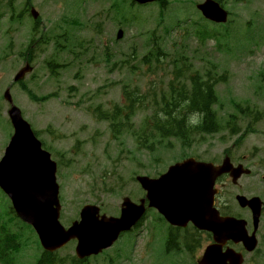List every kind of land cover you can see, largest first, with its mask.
Returning <instances> with one entry per match:
<instances>
[{
    "label": "rangeland",
    "instance_id": "obj_1",
    "mask_svg": "<svg viewBox=\"0 0 264 264\" xmlns=\"http://www.w3.org/2000/svg\"><path fill=\"white\" fill-rule=\"evenodd\" d=\"M178 1L181 3L180 5H170L165 15V22L156 32L157 35L163 36L164 28L168 29L167 27L172 25L171 22L166 24L170 17L176 19L181 9H184V15L187 18L197 20L194 6L200 0ZM185 1L188 2L184 4ZM114 2L115 0H70V2L69 0H33V3L40 10L37 9L40 15L44 17L45 23L40 25L44 33L48 34L57 24L59 26L64 25L70 35L76 32V35H73L75 43L83 45L82 49L74 48L79 58L72 57L68 53H65L64 56L63 53L61 54L60 61L70 64V68L63 70L62 75L57 80H53V77L45 69L47 61H54L53 58L56 54L53 46L50 45L42 53L36 55L35 70L23 82L26 90L14 84L15 75L24 66L19 60L18 54L27 48L30 39L29 33L24 29L16 36H19L18 44L14 47L16 56L9 53L11 58L4 62L6 75L4 82L0 84V104L4 105V114L7 110V104L1 96L4 95L7 88H11L13 99L23 106L24 116L26 113L29 123H32L35 128V132H42V140L47 145H53L54 151L60 153L69 154L73 148L75 149L73 155H68V161H73L72 166L68 170L63 169V179L60 182L63 187L65 206L64 221L67 223L77 216L78 203L87 198L86 192L90 190L91 175L100 176L101 171L106 170L111 173L113 182L124 185L121 187L120 193L110 198L103 197L104 212L115 215L121 204V193L123 195H137L135 185L130 182L132 175L140 171L148 173L157 167L152 159L154 155L138 152L131 139H128L126 144L131 152L121 153L120 146L112 141L108 124L94 120L89 113L88 115L85 112L99 106L108 110L114 104L119 103L125 84L136 81L140 90L144 87L143 80H140L139 77L137 79L135 76L131 77L127 61L130 65L141 68V57L150 48V46L148 47L147 35L156 29L155 19L159 14V9L154 6L142 10L148 18L145 29L139 26L129 28L119 42L116 39L118 30L122 29L120 27L121 19L120 16H116L115 11L111 10L114 7L112 5ZM16 3L18 4V14L23 6V0H18ZM225 3V9L231 13L234 23L239 22V26L232 30L230 51L224 46L217 48L216 42L212 39L201 40L195 36L191 28L187 33L180 34L182 30L172 32L169 35L170 38L160 45L171 53H174L172 47L185 46L189 52L188 55L193 59L195 68L210 69L207 63L211 62L218 66L219 75L228 74V82L218 88L223 105L218 110L219 115L227 120L229 115L235 114L234 103L242 106L250 105L264 113V0H242L241 3L239 1L237 4L234 3V0H226ZM6 4L7 1L5 0L4 13H7V16L2 22L5 33L8 28V19L11 16V11H5ZM64 17L71 21L77 20L84 27L82 29L73 27L75 25L68 27L62 23ZM114 17H119L117 23ZM187 18H182V20ZM128 22H130V16ZM244 28H252L253 34L248 37L244 33ZM243 37L249 39L245 41ZM70 45L72 44L70 43ZM6 46L8 44L2 50L7 48ZM134 51H136L137 56L135 59H131ZM137 72L140 73V70ZM138 73L137 75H139ZM153 79H155V75H152L151 80ZM130 87L132 89L134 86ZM50 94H56V96L44 103L33 102L32 96ZM4 114L0 112V161L4 156L5 148L10 142L12 133L10 123L4 119L6 117ZM146 116L147 113L141 112L134 121L135 125L138 127ZM238 122V125L241 126L244 121L238 120ZM50 126L53 127L55 133L52 137L45 133ZM254 129L255 131L248 134L236 151L232 149L236 159L244 158V156L250 158L258 149V154L254 158L257 176L254 174L253 177H245L240 182L241 190L251 195L256 192L264 194V188L259 189L258 187V176L260 173L264 174V116L254 125ZM223 134L205 137L203 143L194 145L187 154L193 152V155L206 159L220 158L221 154L232 145V141L227 142L223 139L225 137ZM174 145L176 151L182 154L178 144L174 143ZM159 152L165 151L160 150ZM166 152H169L173 158L176 157L174 151ZM169 161L165 163L168 164ZM165 163L162 165L163 169L166 166ZM8 206L9 202L0 190V215L2 222L6 223L12 219V215L6 214ZM19 226L25 227L21 224ZM22 230L25 238L19 240L20 249L24 254L29 253L32 259L33 250L38 246L36 239L29 235L25 229ZM120 243L114 247L113 251L110 253L108 251L109 255H113L112 252L118 249ZM126 243L122 242L121 246L125 248ZM140 243L141 240L135 243L137 250L134 255L131 253L129 259L126 256V249L119 248L118 254H121L124 259L116 257L114 264H170L167 259L159 255L161 250L159 245L155 248L153 262L149 259V254L143 257ZM72 256H74V247L70 245L61 251L59 257L68 260ZM22 259L21 264H28L25 256ZM260 263L254 262L253 264ZM92 264L111 263L110 260L102 259Z\"/></svg>",
    "mask_w": 264,
    "mask_h": 264
},
{
    "label": "water",
    "instance_id": "obj_2",
    "mask_svg": "<svg viewBox=\"0 0 264 264\" xmlns=\"http://www.w3.org/2000/svg\"><path fill=\"white\" fill-rule=\"evenodd\" d=\"M199 9L212 21L226 22L227 20V14L211 1L200 6ZM15 129L16 134L0 164V186L11 198L20 218L35 227L47 250L55 251L70 240L78 238L80 244L77 253L80 258L98 254L101 250L111 246L121 231L128 230L134 224L136 219L133 220V216L136 213H138L137 218L141 216L142 208L135 210L136 207L130 204L126 206L122 219L118 221L103 219L99 222L96 212H89L90 217L85 220V223L83 222L80 226L75 224L73 229L65 232L58 222L59 203L55 164L51 162L50 155L42 151L41 145L35 140L29 127L22 124L18 116L15 120ZM190 168L191 165L172 168L166 181L151 183L148 179H139L144 188L150 192L149 199L152 205L174 223H180L179 214L187 215L186 209L182 211L181 197L196 191L209 190L214 180L209 179L204 182L196 179L189 175ZM241 204L246 206L244 201H241ZM205 205L206 213L214 216L211 196L208 197ZM188 209L194 211L193 213L196 212L193 204H190ZM207 228L216 230L213 225ZM215 233L219 241L234 239L238 236L237 234ZM240 238L243 240L245 237ZM244 242L249 244V242ZM253 248L254 246L250 249Z\"/></svg>",
    "mask_w": 264,
    "mask_h": 264
},
{
    "label": "trees",
    "instance_id": "obj_3",
    "mask_svg": "<svg viewBox=\"0 0 264 264\" xmlns=\"http://www.w3.org/2000/svg\"><path fill=\"white\" fill-rule=\"evenodd\" d=\"M221 1V0H217ZM160 46L156 43L153 45V48L149 50L151 56H154L156 52L160 50ZM194 86V100L191 102L187 99V96H179L178 100L167 104L166 109V100H158L154 96H150L149 100L157 107L156 120L154 123H150L146 127V132L149 130V135L145 136V142H147V147L150 150H153L154 146L160 142L165 137L175 136L176 138L183 139L186 133L190 132V126L184 125V112L189 111L190 109L197 111L202 115V121L199 129L202 133L211 134L216 131L218 126L216 115L212 110V106L215 104L216 99L214 98V88L213 86L206 88V86L197 85L195 82H192V87ZM131 91L125 92L127 100L134 105L141 103L134 96ZM162 104V105H161ZM189 104L191 106H189ZM210 105L209 109L207 105ZM188 131V132H187ZM149 143V145H148ZM37 264H61L59 259L55 255L43 254L38 260Z\"/></svg>",
    "mask_w": 264,
    "mask_h": 264
},
{
    "label": "clouds",
    "instance_id": "obj_4",
    "mask_svg": "<svg viewBox=\"0 0 264 264\" xmlns=\"http://www.w3.org/2000/svg\"><path fill=\"white\" fill-rule=\"evenodd\" d=\"M189 123L195 124V123H197V121L195 119H192V120L189 121Z\"/></svg>",
    "mask_w": 264,
    "mask_h": 264
}]
</instances>
